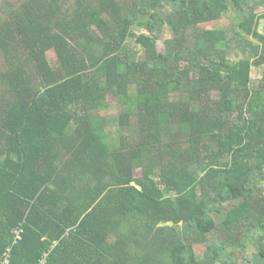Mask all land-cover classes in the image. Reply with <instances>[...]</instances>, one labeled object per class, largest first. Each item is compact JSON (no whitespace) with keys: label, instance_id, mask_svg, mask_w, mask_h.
<instances>
[{"label":"trees","instance_id":"obj_1","mask_svg":"<svg viewBox=\"0 0 264 264\" xmlns=\"http://www.w3.org/2000/svg\"><path fill=\"white\" fill-rule=\"evenodd\" d=\"M0 1V254L21 225L11 264L45 252V264H236L261 231L264 264V11L252 0ZM231 8V36L206 26ZM233 48L244 57L232 61ZM109 97L123 107L117 136Z\"/></svg>","mask_w":264,"mask_h":264},{"label":"rangeland","instance_id":"obj_2","mask_svg":"<svg viewBox=\"0 0 264 264\" xmlns=\"http://www.w3.org/2000/svg\"><path fill=\"white\" fill-rule=\"evenodd\" d=\"M9 1L15 5H18L22 0H6ZM253 9L257 12H263L264 11V2L262 0H252L251 2ZM8 6L4 5L2 1H0V16L4 14L5 9H7ZM240 14L237 13L233 8L229 9V11L226 12V14L222 17L221 20L218 22H212L206 24L207 27H213V26H221L224 27L227 30V35L231 36L233 34V28L235 22L239 20ZM259 30L264 31V19L260 21L259 25ZM170 34V31L165 30L164 36L166 37ZM131 45H136L134 41H131ZM158 50L163 51L164 50V43L162 40L158 42ZM228 55L232 61H238L244 57V53L240 51L237 48H233L228 52ZM47 57L50 63L56 64V55L53 50H50L47 52ZM0 63H1V58H0ZM261 67H253L252 68V79L257 82L258 79L261 77ZM109 108L103 112L106 113L110 116V118H113L109 122V125L107 126V131L111 136H117L119 134V124L117 121V116L120 111L123 110V107L121 104L118 103L116 98L109 97ZM123 133H127L126 129H122ZM135 175L139 176L140 175V170L136 169L135 170ZM215 221L218 225V229L215 231V233L212 235L211 240L219 241L221 240L224 235H223V228L220 225V222L222 221L223 217L222 216H215ZM262 234L261 231H256L252 236L246 238L243 243V247L238 248L236 250V258H237V263L236 264H255V255L258 252V245H259V236ZM204 250L205 247L200 244L195 245V251L196 254L203 258L204 257Z\"/></svg>","mask_w":264,"mask_h":264},{"label":"built area","instance_id":"obj_3","mask_svg":"<svg viewBox=\"0 0 264 264\" xmlns=\"http://www.w3.org/2000/svg\"><path fill=\"white\" fill-rule=\"evenodd\" d=\"M22 232L23 228L21 225H18L13 229L12 244H16L22 239ZM11 245L6 247V249L0 254V264H11ZM46 262L47 252L43 254L36 264H45Z\"/></svg>","mask_w":264,"mask_h":264}]
</instances>
